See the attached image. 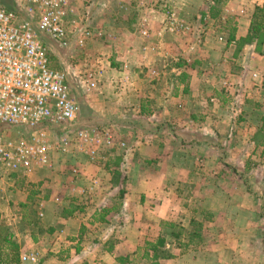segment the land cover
Instances as JSON below:
<instances>
[{"label":"crops","instance_id":"0c3cea01","mask_svg":"<svg viewBox=\"0 0 264 264\" xmlns=\"http://www.w3.org/2000/svg\"><path fill=\"white\" fill-rule=\"evenodd\" d=\"M169 1L71 0L83 47L41 36L115 143L0 171V264H264V0Z\"/></svg>","mask_w":264,"mask_h":264},{"label":"built area","instance_id":"2783aa9c","mask_svg":"<svg viewBox=\"0 0 264 264\" xmlns=\"http://www.w3.org/2000/svg\"><path fill=\"white\" fill-rule=\"evenodd\" d=\"M70 1L0 0V171L4 173L34 165L51 169L49 149L63 154L78 151L95 161L102 146L115 143L107 125L79 121L66 75L50 66L48 48L41 39L47 35L62 46L74 39L83 47L92 36L83 19L75 17ZM169 2L141 0L139 8L155 11L162 3L163 13L172 22ZM140 25L145 34L147 20ZM71 171L75 176L80 172ZM22 261L33 262L34 257L23 256Z\"/></svg>","mask_w":264,"mask_h":264},{"label":"rangeland","instance_id":"374dc122","mask_svg":"<svg viewBox=\"0 0 264 264\" xmlns=\"http://www.w3.org/2000/svg\"><path fill=\"white\" fill-rule=\"evenodd\" d=\"M161 5H159L158 7V9L157 10H161L162 12H164L163 10H164V8L162 7V3H160ZM151 9L150 8H143V11L145 12V11H150ZM210 26V25H209ZM181 28H180V25H179V28H178V30H180ZM174 31H176V30H174ZM179 38V37H178ZM58 70H60V69H58ZM64 74H65V72L63 71V70H61ZM88 73V72H87ZM66 75V74H65ZM88 78V77H87Z\"/></svg>","mask_w":264,"mask_h":264},{"label":"trees","instance_id":"16d2710c","mask_svg":"<svg viewBox=\"0 0 264 264\" xmlns=\"http://www.w3.org/2000/svg\"><path fill=\"white\" fill-rule=\"evenodd\" d=\"M264 7V6H263ZM264 9V8H263ZM256 27H252V30L255 32L256 31V29H255Z\"/></svg>","mask_w":264,"mask_h":264}]
</instances>
